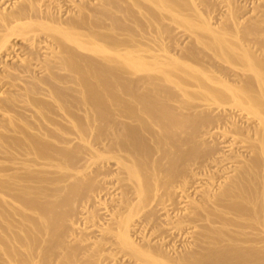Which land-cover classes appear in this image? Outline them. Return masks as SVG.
I'll use <instances>...</instances> for the list:
<instances>
[{"label":"bare ground","instance_id":"1","mask_svg":"<svg viewBox=\"0 0 264 264\" xmlns=\"http://www.w3.org/2000/svg\"><path fill=\"white\" fill-rule=\"evenodd\" d=\"M0 264H264V0H0Z\"/></svg>","mask_w":264,"mask_h":264}]
</instances>
